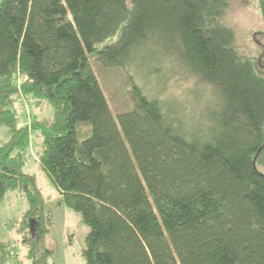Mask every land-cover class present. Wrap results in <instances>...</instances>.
Instances as JSON below:
<instances>
[{
  "label": "trees",
  "instance_id": "1",
  "mask_svg": "<svg viewBox=\"0 0 264 264\" xmlns=\"http://www.w3.org/2000/svg\"><path fill=\"white\" fill-rule=\"evenodd\" d=\"M231 2L0 0V206L8 191L26 197L31 264L53 249L10 110L18 73L33 106L54 110L34 115L40 165L89 228L86 264H264V59L240 54ZM93 61L129 78L130 111L114 116ZM10 253L0 240V264Z\"/></svg>",
  "mask_w": 264,
  "mask_h": 264
},
{
  "label": "rangeland",
  "instance_id": "2",
  "mask_svg": "<svg viewBox=\"0 0 264 264\" xmlns=\"http://www.w3.org/2000/svg\"><path fill=\"white\" fill-rule=\"evenodd\" d=\"M260 2L261 0H232L224 21V24L235 33L240 54L254 61L264 59V13ZM92 64L114 116L130 111L133 108V101L130 92L131 83L126 74L118 68L103 67L96 61ZM135 80L146 92L156 96L155 79L146 83L136 76ZM179 84L180 87L176 91V84L172 83L167 93L174 95L186 90L187 84L182 81ZM22 92L24 88L17 89L15 102L10 110L20 117L19 128L26 127L28 131L29 150L24 171L36 178L48 206L47 215L50 218V225L45 244L47 248L53 249V256L49 259L50 264H86L82 253L89 228L81 223L80 214L61 204L60 192L40 165L42 138L34 131V115L37 114L41 119L52 122L54 110L47 103L33 106L29 96ZM21 96L24 98L19 101ZM8 139H10L9 130L0 128V142ZM27 209V199L18 189L8 191L1 202L0 240L10 244L8 264L32 263L28 258V249L23 244L22 234V221Z\"/></svg>",
  "mask_w": 264,
  "mask_h": 264
},
{
  "label": "built area",
  "instance_id": "3",
  "mask_svg": "<svg viewBox=\"0 0 264 264\" xmlns=\"http://www.w3.org/2000/svg\"><path fill=\"white\" fill-rule=\"evenodd\" d=\"M27 77H25L23 74L21 73H18L17 76H16V86H17V89L20 90L24 84V82L26 81ZM23 96H21V100H23Z\"/></svg>",
  "mask_w": 264,
  "mask_h": 264
},
{
  "label": "bare ground",
  "instance_id": "4",
  "mask_svg": "<svg viewBox=\"0 0 264 264\" xmlns=\"http://www.w3.org/2000/svg\"><path fill=\"white\" fill-rule=\"evenodd\" d=\"M16 90H17V88H16ZM22 93H24V92H22ZM32 117V116H31Z\"/></svg>",
  "mask_w": 264,
  "mask_h": 264
}]
</instances>
